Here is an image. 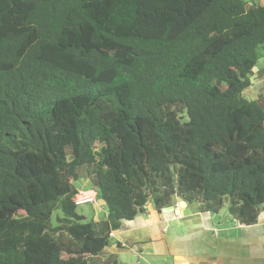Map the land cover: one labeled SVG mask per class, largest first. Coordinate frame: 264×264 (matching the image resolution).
Segmentation results:
<instances>
[{
  "label": "trees",
  "instance_id": "obj_1",
  "mask_svg": "<svg viewBox=\"0 0 264 264\" xmlns=\"http://www.w3.org/2000/svg\"><path fill=\"white\" fill-rule=\"evenodd\" d=\"M262 46L245 0H0V264H127L108 233L148 201L255 224L264 112L242 92Z\"/></svg>",
  "mask_w": 264,
  "mask_h": 264
},
{
  "label": "crops",
  "instance_id": "obj_2",
  "mask_svg": "<svg viewBox=\"0 0 264 264\" xmlns=\"http://www.w3.org/2000/svg\"><path fill=\"white\" fill-rule=\"evenodd\" d=\"M245 1L264 7V0ZM242 97L264 112V46ZM199 205L176 198L173 206L156 211L148 201L144 213L110 230L114 244L105 252L118 261L125 257L129 264H264V208L255 224L240 226L227 205L214 214L200 211ZM95 229L99 235L107 232L102 221Z\"/></svg>",
  "mask_w": 264,
  "mask_h": 264
},
{
  "label": "rangeland",
  "instance_id": "obj_3",
  "mask_svg": "<svg viewBox=\"0 0 264 264\" xmlns=\"http://www.w3.org/2000/svg\"><path fill=\"white\" fill-rule=\"evenodd\" d=\"M73 187L77 191H83L88 192L90 191V187L85 180H78L72 183ZM225 205L227 202L224 203ZM76 212L83 216L85 218L84 222H92L93 225H95L97 222L104 221V218L102 216V209L99 208V205L97 204H83L76 207ZM102 226V225H101ZM100 226V227H101ZM96 235L98 234L95 232ZM125 257H120L119 261L122 263H131L130 260L124 259ZM168 260V259H167Z\"/></svg>",
  "mask_w": 264,
  "mask_h": 264
},
{
  "label": "built area",
  "instance_id": "obj_4",
  "mask_svg": "<svg viewBox=\"0 0 264 264\" xmlns=\"http://www.w3.org/2000/svg\"><path fill=\"white\" fill-rule=\"evenodd\" d=\"M73 202L76 206L83 204H96V199L93 194L91 195L80 194L79 196L73 199Z\"/></svg>",
  "mask_w": 264,
  "mask_h": 264
},
{
  "label": "water",
  "instance_id": "obj_5",
  "mask_svg": "<svg viewBox=\"0 0 264 264\" xmlns=\"http://www.w3.org/2000/svg\"><path fill=\"white\" fill-rule=\"evenodd\" d=\"M177 196L181 197V194H180V193H178V195H177Z\"/></svg>",
  "mask_w": 264,
  "mask_h": 264
}]
</instances>
